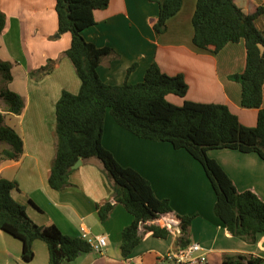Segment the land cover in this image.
<instances>
[{"label":"crops","instance_id":"1","mask_svg":"<svg viewBox=\"0 0 264 264\" xmlns=\"http://www.w3.org/2000/svg\"><path fill=\"white\" fill-rule=\"evenodd\" d=\"M196 0H182L180 10L166 21L158 33L153 23L158 5L148 0H108L106 8L93 11L94 24L84 29L83 38L97 47H110L115 57H106L98 66L101 80L110 85L140 82L151 63L170 76L182 75L184 97L167 95L181 105L185 100L226 105L247 127L256 124L258 109L240 104V85L229 78L245 66L243 41L229 42L217 53L192 43L191 18ZM243 10L263 7L264 0H236ZM6 21L0 34V59L11 63V91L24 100L20 114L3 111L5 123L22 138L18 160L0 162V178L14 180L18 190L12 197L25 206L28 216L41 226L56 225L71 237H106L102 253H80L63 264H159L162 257L177 249L179 217L190 216L188 238L207 250L206 264H222L226 255H246L264 259V233L249 243L230 235L214 213L215 195L201 165L185 150L166 142L141 139L118 126L106 111L102 146L123 167L135 169L147 179L157 198L167 199L171 211L139 228L140 243L130 255L119 252L121 231L132 221L120 203H114L106 221L101 222L96 204L112 201L109 186L97 159L82 161L69 175L71 186L57 191L48 185L55 153V104L63 90L76 94L80 82L64 52L70 34L57 32L55 0H0ZM264 36V11L254 19ZM53 60L49 74L36 80L30 72ZM135 65L126 77L129 67ZM3 106V104H2ZM0 106V110L2 109ZM264 108V82L262 86ZM4 147V146H3ZM3 147H0L3 148ZM238 191L251 190L264 201V161L255 153L232 149L209 150ZM166 226L170 234L156 238L143 225ZM21 242L0 230V264H49L46 244L33 242L34 257L21 259Z\"/></svg>","mask_w":264,"mask_h":264},{"label":"trees","instance_id":"2","mask_svg":"<svg viewBox=\"0 0 264 264\" xmlns=\"http://www.w3.org/2000/svg\"><path fill=\"white\" fill-rule=\"evenodd\" d=\"M158 5L153 28L166 30V21L182 6V0H148ZM108 0H55L57 32L70 34V45L64 55L70 60L79 79L76 94L63 90L55 104V153L51 161L48 185L57 191L69 186L72 165L78 160L97 159L109 186L114 192L112 201L96 204L101 222L108 218L114 203H120L131 214L132 221L121 231L119 252L130 255L140 243V226L169 213L167 199L157 198L147 179L131 167L121 166L101 143L103 122L109 110L115 123L134 136L155 142H166L175 149L185 150L202 167L215 195L214 213L227 232L249 243L257 233H264V201L251 191H238L222 167L208 156L209 150L232 149L255 153L264 161V36L254 19L263 7L243 10L236 0H196L191 18L194 46L217 53L229 42L243 41L245 66L242 72L229 78L240 85V104L258 109L256 124L242 125L237 116L223 104L198 103L185 100L175 105L168 94L184 97L187 84L182 75H167L156 63H151L143 79L137 83L110 85L104 83L98 66L106 57H115L110 47H97L86 41L82 32L94 24L93 11L106 8ZM0 10V34L5 26ZM53 60L30 72L36 80L49 74ZM135 65L126 71V77ZM12 80L11 63L0 59V162L18 160L23 151L22 138L5 123L3 111L18 115L24 107L23 98L8 88ZM18 190L14 180L0 178V230L19 240L21 259L34 257L33 242L46 244L49 264H63L80 253L91 251L85 237H71L54 224L41 226L28 216L25 206L16 201L12 190ZM178 248L190 244L188 228L191 217H179ZM143 228L156 238H166V226L145 224ZM176 250V249H175ZM222 264H264L260 257L226 255Z\"/></svg>","mask_w":264,"mask_h":264},{"label":"built area","instance_id":"3","mask_svg":"<svg viewBox=\"0 0 264 264\" xmlns=\"http://www.w3.org/2000/svg\"><path fill=\"white\" fill-rule=\"evenodd\" d=\"M91 250L97 253H102L106 246V237L103 235L95 237H87ZM207 250L204 249L199 243L191 242L188 246L178 248L169 252L159 264H206Z\"/></svg>","mask_w":264,"mask_h":264},{"label":"water","instance_id":"4","mask_svg":"<svg viewBox=\"0 0 264 264\" xmlns=\"http://www.w3.org/2000/svg\"><path fill=\"white\" fill-rule=\"evenodd\" d=\"M82 163V160L81 159H78L73 165H72V169H75L77 168L78 166H80Z\"/></svg>","mask_w":264,"mask_h":264},{"label":"rangeland","instance_id":"5","mask_svg":"<svg viewBox=\"0 0 264 264\" xmlns=\"http://www.w3.org/2000/svg\"><path fill=\"white\" fill-rule=\"evenodd\" d=\"M169 95V94H168ZM0 106H2V102H1V100H0ZM107 112L109 111V110H106Z\"/></svg>","mask_w":264,"mask_h":264}]
</instances>
